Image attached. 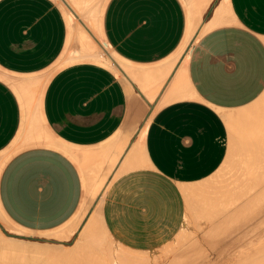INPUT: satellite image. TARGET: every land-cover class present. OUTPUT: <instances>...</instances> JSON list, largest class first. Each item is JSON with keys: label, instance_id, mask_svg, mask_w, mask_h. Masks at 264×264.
<instances>
[{"label": "crops", "instance_id": "1", "mask_svg": "<svg viewBox=\"0 0 264 264\" xmlns=\"http://www.w3.org/2000/svg\"><path fill=\"white\" fill-rule=\"evenodd\" d=\"M59 1L0 0V71L15 79L0 77L1 213L50 231L90 207L105 180L93 208L122 248L151 254L205 235L218 193L230 198L237 171L263 161L250 146L255 133L264 141V0H93L74 12ZM217 9L223 23L206 29ZM93 17L117 73L79 48L78 28L95 40ZM129 158L141 165L121 171Z\"/></svg>", "mask_w": 264, "mask_h": 264}, {"label": "bare ground", "instance_id": "2", "mask_svg": "<svg viewBox=\"0 0 264 264\" xmlns=\"http://www.w3.org/2000/svg\"><path fill=\"white\" fill-rule=\"evenodd\" d=\"M65 5H66V7L69 9V10H71V11H73V6L75 5V6H77V7H80V6H83V5H85V4H88V3H91L93 0H61ZM202 4V3H201ZM218 10L219 9H217L216 11V13H215V16H214V19H212V21H211V23L206 27V29H209V28H212V27H215V26H218V25H220V24H222L223 23V18H221L220 19V17H222V15L221 16H219L221 13L223 14V11H219V13H218ZM65 11V10H64ZM74 12V11H73ZM221 12V13H220ZM84 25V24H83ZM87 27V26H86ZM90 31V30H89ZM84 33V32H83ZM82 33V30H81V32H80V34H79V36H78V38H77V42H78V44H81L80 43V41H83L82 43H84V44H82L79 48H83V55L84 56H88V57H90V58H92V59H94V60H96V61H98L99 63H101V64H104V65H110L111 64V66L114 64V65H117L118 63L117 62H115V60H113V58L111 57V55H109V53H106V51H105V49L103 48V46H101L100 45V47H98L97 46V44H95L92 40H91V38H88V37H90V36H87V34H83ZM94 36V35H93ZM95 37V36H94ZM99 44V43H98ZM99 48H102V49H99ZM101 50H104L105 52L103 53V52H101ZM184 50V49H183ZM183 50L181 51V53L183 52ZM260 103H262L261 101H260ZM258 104V103H257ZM264 104V103H263ZM260 106H262V105H260ZM258 107V106H257ZM263 108H264V106H263ZM254 112V111H253ZM262 114H263V112H262ZM254 117V116H253ZM256 117V116H255ZM263 118V117H262ZM248 119V118H247ZM260 119V118H259ZM262 120V119H261ZM251 121V120H250ZM258 122H259V120H258ZM262 122V121H261ZM263 122H264V118H263ZM262 122V123H263ZM262 126L264 125V124H261ZM260 124L256 127L257 128V130H255V131H260V129L262 128V126H261ZM259 126H261L260 128H258ZM255 127V126H254ZM244 129V128H243ZM252 130V129H251ZM254 131V130H253ZM255 131H254V133H255ZM258 131V133H260V136L262 137V136H264V133H262V131L263 130H261L260 132ZM262 133V134H261ZM256 134V136H258L257 135V133H255ZM254 134V135H255ZM249 135V134H248ZM253 136V135H252ZM254 137L255 138V141L253 140L252 141V144H253V146H250L251 148H252V151H254L253 153H256L255 152V150H261V152L262 151H264V141L262 142L261 140H259V138H257V137ZM244 138V137H243ZM263 139H264V137H262ZM129 140V139H128ZM259 142H258V141ZM250 141H251V139H250ZM241 142V141H240ZM261 142L263 143V145L261 144ZM255 143V144H254ZM257 143L260 145H262V148H261V146H259V145H257ZM250 144V143H249ZM252 144H250V145H252ZM248 145V144H247ZM257 145V146H256ZM141 146V145H140ZM245 146V145H244ZM256 146V147H255ZM246 147H248V146H246ZM253 147H255V148H257V147H260V148H258V149H254L253 150ZM141 148V147H140ZM251 148H249V150H251ZM263 149V150H262ZM248 150V149H247ZM245 151V150H244ZM239 152V151H238ZM260 152V153H261ZM244 153V152H243ZM246 153H247V151H246ZM245 153V156H248V157H250V155H251V157L252 156H255L254 154H246ZM248 153H250L249 151H248ZM252 153V152H251ZM259 154V152H257V155ZM234 155H236V153L234 154ZM263 154L261 153L260 154V158H262L263 156H262ZM244 156V155H243ZM234 157V156H233ZM256 157H258V159H259V155L258 156H255L254 158H255V160H257L256 159ZM238 158V157H237ZM254 158L252 159V160H250V158H249V160H245L246 162H250V161H252V163H253V160H254ZM242 159V158H241ZM263 159V161H264V157L262 158ZM130 158L129 159H127V161L124 163V165L122 166V168H121V171H125V170H128V169H130V167H129V163H130ZM244 161V160H243ZM242 161V162H243ZM261 159H260V163L258 162V160L257 161H255L256 163H258L257 165H258V167H259V165H262V166H264L263 164H262V162H263ZM235 162V161H234ZM239 162V161H238ZM242 162H241V164H242ZM246 163L247 165H248V167H247V165L246 166H244V168H247V170H243L242 168V170H239L240 171V173L237 171V173L241 176L240 178H239V180L237 179V181L236 180H234V179H231V180H234L233 181V183L232 184H236L235 186L237 187V189H239V190H236V192H238V191H240V192H238V195L236 194V192H234L233 190H234V185H230V183L228 182V184L230 185L229 186V188H230V190H232L231 192H230V190H226V188H227V186H225L224 185V190H226L227 192L229 191L230 193L228 194V195H230L231 194V196H230V198L227 196V194L226 195H224V192H223V190H222V192L220 191V193H218V194H222V196L221 195H219V196H221V198H219L222 202V204H223V201L225 202V200H224V196H225V198H227L228 197V199L226 200V202L224 203V204H226V206H229V204H232V205H230V207H231V211H229V213L231 214H229L228 212H225L226 210L225 209H227V208H229V207H224L225 209H223V207L222 206H225V205H221L220 206V200L217 202V200H218V198L217 197H215V195H214V201L216 200V202L217 203H214V205L215 204H217V206H219L218 208H219V211L221 212H219L218 211V209H215L214 207L216 206H213L212 204V202H210V204L208 205V207H206L205 206V208L206 209H209L208 211L210 212H212V210L214 209V211L216 212V210L219 212H216V214H215V216L213 215L214 213H212V216H214L215 218V220H217V219H219V218H216V216H218L219 214H222V212H225L224 214L226 215V217H228L227 219L228 220H226V218L224 217L225 215L223 214V215H221V216H223V218L225 219L224 221H226V222H223V221H221V219H219V220H217V222H219L218 224L217 223H215L214 221H212L211 220V222H209L208 220H209V218H208V220H202V221H204V222H209L210 224V226L208 225H206V224H202L203 222H201V223H199V222H197L198 223V225L199 224H202V225H200V227H204L205 229H204V233H205V235L201 232L200 233V230L201 229H199L198 231H199V233L200 234H202V236L203 237H205L203 240L205 241V243H203V241H199V239H195V238H193V239H195V240H198L199 242H200V244H199V242H197L196 241V243H198L199 244V246L201 245V243H203L204 245V247H202L201 248V250H200V248H198V244H197V246H194V245H196V243H194L195 242V240H191V241H189L190 240V237L195 233V235L197 234L196 232H198V231H194V229H193V231H194V233L192 232V235H190V237H189V235H187L189 238V240H187V237L185 238V241L187 240V242H188V245L190 244V246L188 247L186 244H187V242L185 243V242H181V244L180 245H178V248H181V249H176V250H182V247H183V245H184V243H185V246H187L186 248L187 249H185V246H184V248H183V251H182V253H179V251H176L175 250V248H177V246L175 247V248H172L173 249V252H174V254H172L173 252L172 251H170L169 253H170V257H169V255H168V247L170 246V244L169 245H167V246H165L164 248H162V249H160V250H158L155 254H153V256L151 257V256H149V254L148 253H145V252H137V251H129V250H126V249H124V248H122L120 245H118V244H116L115 242H113L110 238H109V236H108V234H107V232L104 230V233L107 235V237L114 243V245L122 252L121 254L120 253H117L116 254V257H115V259H117V261H113L112 262V260L114 259H110L109 258V260H108V258H107V261H108V264H109V261H110V263L112 264V263H114V264H116V263H118L119 262V264L121 263V264H151V261H153L152 263H155V264H157V260H159V259H161L162 260V262L165 260V262H164V264H264V250L261 248V247H254V248H252L251 247V243H250V241H249V234H248V232H247V226L249 225V224H251V223H264V189H263V187L259 190H257V191H259V193L257 192H255V194H251L250 192H247L248 190H253V189H255L257 186L256 185H260L259 183L261 182H264V180H262V179H264V177L261 179V180H259L260 182H258V178H261L262 176H263V174L261 173V170H262V172H264L263 170V168H259L260 170H258L259 172H260V177H258V178H256L257 179V181H256V179H255V176H258L259 175V173H258V171H255L254 169L256 168V170H257V166H255V168H253L252 169V167L254 166H251L250 165V163ZM251 163V164H252ZM256 163H253V164H256ZM244 164V163H243ZM239 165V164H238ZM245 165V164H244ZM251 166V167H250ZM262 166H260V167H262ZM136 167V166H135ZM232 167V166H231ZM237 167V166H236ZM236 167H235V171H236ZM239 167V166H238ZM252 169H250V168ZM248 170H251V173L250 174H252V176L250 177V178H252V179H250V180H252V181H250V180H246V178L247 177H249V175L250 174H246L247 172H248ZM253 170L255 171V172H253ZM230 171V170H229ZM235 171H233V172H235ZM243 171V172H242ZM244 172H245V175H244ZM243 173V174H242ZM258 175H257V174ZM224 174V173H223ZM228 174H229V172H228ZM238 174L237 175H235V176H233V178H237L236 176H238ZM261 174H262V176H261ZM231 175V174H230ZM245 177H244V176ZM248 175V176H247ZM241 178H243V179H241ZM225 179V178H224ZM246 181H245V180ZM220 180V179H219ZM229 180V179H228ZM254 180V181H253ZM230 181V180H229ZM243 181L244 182V185L241 183V182ZM248 181V182H247ZM240 182V183H239ZM245 182H247V184L245 183ZM251 182L253 183V184H251ZM258 182V183H257ZM257 183V184H256ZM241 184V185H240ZM247 186H246V185ZM256 184V185H255ZM239 187H238V186ZM251 185H255V187L253 186V187H251ZM241 186H242V189L244 190V192L245 193H243L240 189H241ZM243 186H245L244 188H243ZM223 187V186H222ZM233 189H232V188ZM235 187V188H236ZM249 187H251V188H249ZM246 188H248L247 190H246ZM104 189H106V186H105V188ZM213 190V189H212ZM246 190V191H245ZM102 191V190H101ZM104 191V190H103ZM263 191V192H262ZM217 192V191H216ZM243 194H242V193ZM247 192V193H246ZM261 192V193H260ZM240 193V194H239ZM234 194H236L237 195V197H236V195H234ZM224 195V196H223ZM234 197H233V196ZM87 196H88V193H87ZM211 196V195H210ZM218 196V195H217ZM218 196V197H219ZM227 196V197H226ZM189 197V196H188ZM191 197V196H190ZM204 197V196H203ZM207 197V196H206ZM231 197H233V200H232V198ZM236 197V198H235ZM187 198V197H186ZM213 199V198H212ZM212 199H211V201H212ZM229 199L230 200H232V201H229ZM209 201H210V199H209ZM233 202V203H232ZM218 203H219V205H218ZM89 204V203H88ZM228 204V205H227ZM210 205H212V206H210ZM216 206V207H217ZM201 209H202V207L201 206H199ZM204 207V206H203ZM210 207H211V209L212 210H210ZM213 207V208H212ZM222 209H221V208ZM87 209V202H86V200L84 201V203H83V205H82V207H81V212H84L85 210ZM205 210V209H204ZM228 211V210H227ZM204 213L205 212H207L206 210L205 211H203ZM202 212V213H203ZM228 213V214H227ZM208 212H207V214H205V216L207 215L208 216ZM197 215V214H196ZM210 215V214H209ZM228 215V216H227ZM84 216V215H83ZM211 216V217H212ZM230 216V217H229ZM190 218V217H189ZM199 218H201L200 216H199ZM206 218V217H205ZM204 218V216H203V218L202 219H205ZM206 218V219H207ZM197 219V218H196ZM210 219H212V218H210ZM191 221H192V219H191ZM195 221V220H194ZM199 221V220H198ZM228 221H229V223H228ZM86 222V221H85ZM213 222L215 223V224H217V227H215V228H212V230L210 231V232H207L206 231V227L205 226H207V228H211L212 226V224H213ZM223 222V223H222ZM196 223V222H195ZM79 223H66L65 224V226L62 228V229H60V230H57L53 235H55V236H58V237H60V236H62L64 233H66L67 231H70L71 229H75V227L78 225ZM86 225V224H85ZM102 225V224H101ZM195 225V224H194ZM198 225H196V226H198ZM214 227V226H213ZM103 228V227H102ZM192 228V227H191ZM199 228V227H198ZM209 228V229H210ZM87 229V228H86ZM93 230H94V223H90L89 224V230H88V232L87 231H83V233H81L80 234V236H79V238H78V240H76L77 241V243L75 244V245H70L71 247H74V246H77L78 247V245L81 243V242H83L85 245H83V243H81L80 245H82L80 248L78 247V248H75V249H77L76 251L75 250H73L72 248H70V249H72V250H70L69 249V247H68V249L67 248H65L66 250L65 251H63V250H60V251H62V252H60V254L61 255H63V256H65V257H63V256H60V254H55V253H57V251H55L54 249L53 250H48V252L49 251H51V253H52V251H53V253L54 254H51L50 255V253L48 254V253H46L45 251V249H43V248H39V247H37V249L34 247H31V249H28V248H26V246H19V244H17V247H18V249H17V252H18V250L20 249V251L18 252V254H20V256H18V258H15V255H14V253H12L11 252V254H13V256H14V258H13V256H12V259H14V260H16V259H18V260H16L17 262H19L20 264H22L23 262L25 263V264H28V263H30V260L29 259H31V264H33L35 261H36V259L38 260V259H40V258H42V260L40 259V261L39 262H41V261H45V258L48 260H46L47 261V263H46V261H45V263L44 264H58L59 263V261H61L60 263L62 264H84L83 263V261H85L86 263H88L89 264V262H93L92 264H95V263H98V262H95V261H97V260H99V263L98 264H107V262L105 261V263H102L103 261V259H105V256H107V255H105V256H103L104 254H102L101 255V252L100 253H98V249L97 250H94V252L92 251V248L94 247L93 245H96V244H93V242H94V239H91L90 237L91 236H93L94 234H93ZM207 232V233H206ZM187 234H188V232H187ZM50 236V235H49ZM54 236V237H55ZM185 236V235H184ZM251 236H253V235H251ZM2 237V236H1ZM0 237V240L3 242L4 241V238L2 239ZM198 237V236H197ZM198 238H200V236L198 237ZM6 239V238H5ZM9 239V238H8ZM182 239V238H181ZM11 240V239H10ZM202 240V239H201ZM0 241V242H1ZM7 241V240H6ZM14 241V240H13ZM22 241V240H21ZM97 241V240H96ZM104 241H105V239H104ZM14 242H16V241H14ZM191 242V243H190ZM193 242V243H192ZM8 243V242H7ZM17 243H19V242H17ZM23 242H21L20 244H22ZM75 243V242H74ZM79 243V244H78ZM95 243H97V242H95ZM106 243V242H105ZM182 243H183V245H182ZM262 243H264V242H262ZM2 245H3V243H1ZM9 244H11V243H9ZM32 244V243H31ZM30 244V245H31ZM38 244V243H37ZM15 245V244H14ZM30 245L29 246H27V247H29L30 248ZM40 245H43V244H40ZM99 246H100V244H98ZM97 245V246H98ZM1 246V245H0ZM9 246H11V245H9ZM12 246H13V243H12ZM31 246H33V245H31ZM39 246V245H38ZM45 246H47V245H44V247ZM50 246H52V245H50ZM56 246V245H55ZM103 246V245H102ZM105 246V245H104ZM103 246V247H104ZM179 246H182V247H179ZM195 247V248H192V247ZM257 246V245H256ZM260 246H263V245H261L260 244ZM2 247V246H1ZM6 247V246H5ZM5 247H2V249L4 250V248ZM14 247V246H13ZM15 247H16V245H15ZM19 247H21V248H19ZM67 247V246H66ZM102 247V248H103ZM26 248V249H25ZM32 248H33V250H32ZM41 249V250H39V249ZM61 248V247H60ZM63 248V247H62ZM89 248V249H88ZM95 248V247H94ZM101 248V249H102ZM188 248H189V250H188ZM15 249V248H14ZM29 250V251H26V250ZM58 249V248H57ZM89 251H88V250ZM100 249V250H101ZM114 249V248H113ZM172 249H170V250H172ZM194 249V250H193ZM258 249H260V251H257ZM3 250H2V252H3ZM8 250V248L6 247V249H5V251H7ZM10 250H11V248H10ZM13 250V249H12ZM31 250V251H30ZM45 250V251H44ZM69 250V251H68ZM87 250V252H85ZM105 250V249H104ZM103 249L101 250L102 252L104 251ZM178 252L179 254H176V252ZM187 250V251H186ZM1 251V250H0ZM55 251V252H54ZM58 251H59V249H58ZM68 253H67V252ZM82 251H84L83 252V254L84 253H86V255L87 256H85V257H89L88 258V262H87V259H83V261H81L82 259H80L79 257H81V258H83L84 256L83 255H81V252ZM91 251H92V253H91ZM114 251V250H113ZM185 251V252H184ZM193 251V252H192ZM1 252V253H2ZM70 252V253H69ZM77 255H81V256H76L74 253ZM98 253L97 255H101L102 256V258H100L99 256H97L95 253ZM107 252V251H106ZM197 253L196 255H195V253ZM8 253V252H7ZM10 253V252H9ZM48 254V256L46 255V254ZM66 253V255H64ZM108 253H110V252H108ZM193 253V254H192ZM72 254H74V256L72 255ZM93 254H95V256H93ZM105 254H107V253H105ZM43 255V256H42ZM58 255V256H57ZM85 255V254H84ZM93 256V257H96L97 256V258H96V260L95 261H93V259H92V257L91 256ZM109 255V254H108ZM4 256V255H3ZM2 255H0V260H6L4 257H3ZM8 256V255H7ZM10 256V255H9ZM11 256H10V258H11ZM3 257V258H2ZM17 257V256H16ZM104 257V258H103ZM111 257V256H110ZM20 258V259H19ZM44 258V259H43ZM90 258H91V260H90ZM98 258H100L101 259V261H100V259H98ZM112 258V257H111ZM8 259H9V257H8ZM6 260L7 261V263H8V261L9 260ZM12 259H10L12 262H14ZM65 260V263H64V261H62V260ZM77 259L78 260H80L79 262L77 261ZM201 260V261H198V260ZM2 260V261H3ZM21 260H23V262L21 261ZM24 260H27L28 261V263H26L27 261H24ZM32 260H34V261H32ZM53 260V261H52ZM90 260V261H89ZM106 260V259H105ZM11 261H9V264H11L10 262ZM15 261V264L17 263ZM22 263H21V262ZM38 261H36L35 263L36 264H38L37 263ZM162 262H160L159 261V263H161L162 264ZM5 264L4 262H1L0 264ZM6 263V264H7ZM18 263V264H19ZM34 263V264H35ZM43 263V262H42ZM91 264V263H90Z\"/></svg>", "mask_w": 264, "mask_h": 264}, {"label": "rangeland", "instance_id": "3", "mask_svg": "<svg viewBox=\"0 0 264 264\" xmlns=\"http://www.w3.org/2000/svg\"><path fill=\"white\" fill-rule=\"evenodd\" d=\"M60 7H62L63 5H62V3L59 1V0H54ZM105 1L106 0H102V4H101V7L102 6H104V3H105ZM80 11V10H79ZM79 11H77V12H79ZM92 13V15L94 14L93 12H91ZM91 13L89 14V16H91ZM98 14V13H97ZM95 16H96V14H94ZM93 15V16H94ZM87 22H88V20H87ZM97 23H96V20L94 19V17L92 18V19H90L89 20V30H90V32H92L93 33V35L95 36V40H92L95 44H97V46L98 47H100V44L106 49L105 51H106V53H109V55H111V57L113 58V60H115V62H117L118 64H120V62H119V60H118V58L112 53V50L109 48V46L100 38V36H98L97 34H96V27H95V25H96ZM73 29V28H72ZM81 28H78L77 30H76V38H78V36H79V34H80V32H81ZM73 31V30H72ZM84 31L82 30V33H83ZM85 33V32H84ZM83 33V34H84ZM85 34H87V33H85ZM87 36H89V35H87ZM88 38H91V37H88ZM99 43V44H98ZM99 49H102V48H99ZM104 50H101V52H105ZM107 67H109V68H111L115 73H117V68H116V65H112L111 66V64L110 65H106ZM0 77L4 80V81H6V82H8L9 84H12V79L13 80H15L13 77H11L10 75H8V74H5V73H3L2 71H0ZM260 101L262 102V103H264V94L260 97V99L258 100V104H261L260 103ZM141 147V146H140ZM141 165V163L139 162V163H137V162H135V163H133L132 162V160H130V163H129V167L130 168H132V167H135V166H140ZM105 180L103 181V183H102V187L101 188H99L100 190L96 193V195H94L93 196V198H92V200L94 199V201H93V203L90 205V207L87 205V209L84 211V212H81V210L80 211H78L69 221H67L66 223H79L76 227H75V229L73 230V229H71L70 231H67L66 233H64L62 236H60V237H58V236H55V235H53L57 230H60V229H62L64 226H65V224L64 225H62V226H60V227H58V228H56V229H53V230H50V231H45V232H28V231H23V230H21V229H18L17 227H15V226H13L12 224H11V222L9 221V220H7V218L1 213V211H0V237L2 236L3 238H4V241L2 242L1 240V242H0V245L2 246V247H7L8 248V250L7 251H5V249H6V247L4 248V250L2 249V247L0 246V255H4L7 259H8V257H9V261H11L10 259H12V256H13V254H11V252L12 253H14V255H15V258H18V256H20V254H18V252L20 251V249L18 250V252H17V249H18V247H17V244H19V246H26V248H28V249H31V247H35L36 249H37V247H39V248H43V249H45L44 251L46 252V253H50V255L51 254H54L53 253V251H52V253H51V251H49L48 252V250H55V251H57V253H55V254H60V252H62V251H60V250H63V251H65L66 249L65 248H67L68 249V247H69V249L70 248H72L73 250H77V249H75V248H80L82 245H80L81 243H83V242H81L79 245H78V247L77 246H74V247H71L72 245H75L76 243H77V241L76 240H78V238H79V236H80V234L81 233H83V231H87L88 232V230H89V224L90 223H94V230H93V236H91L90 238L91 239H94V242H93V244H96V245H93L94 247L92 248V251L94 252V250H97L98 249V253H100L101 252V255L102 254H104L103 256H105V255H107V256H105V259H103L102 261V263H105V261L107 262V264H108V261H107V258H108V260H109V258L110 259H113L112 260V262L114 261H117V259H115V257H116V254L117 253H122L115 245H114V243L107 237V235L104 233V230H103V228H102V225H101V220H100V216H99V208H97L98 207V205H97V207L95 206V208H93V205L97 202L96 200H98V197H99V195H100V197L104 194V192H105V190L106 189H104L105 187H104V185H105ZM241 182V181H240ZM83 185H84V190H85V192L86 193H88V196H89V178L87 179L86 177H84L83 178ZM101 190H104V191H101ZM96 191V189H94V192ZM93 192V193H94ZM84 215V216H83ZM86 221V222H85ZM86 224V225H85ZM87 228V229H86ZM247 232H248V234H249V241H250V243H251V247L252 248H254V247H261L263 250H264V243H262V242H264V223H251V224H249L248 226H247ZM207 232H208V230H207ZM206 232V233H207ZM50 235V236H49ZM187 235H189V237H190V235H192V233H188V234H185V236H183V237H181V238H178L177 240H175L174 242H172V243H170V246L168 247V255H169V257L172 255V254H174V252H173V249L172 248H175L176 246H177V248H175V250L176 249H181V248H178V245H180L181 244V242H187V240H189L188 238V236ZM251 235H253V236H251ZM55 236V237H54ZM1 237V238H2ZM187 237V240L185 241V238ZM2 238V239H3ZM6 238V239H5ZM9 238V239H8ZM193 238H197V239H199L198 237H196L194 234L190 237V240L189 241H191ZM11 239V240H10ZM104 239H105V241H104ZM195 239H193V240H195ZM7 240V241H6ZM16 241V242H14V241ZM22 240V241H21ZM97 240V241H96ZM192 240V241H193ZM188 241V242H189ZM196 241L198 242V240H195V242L194 243H196ZM8 242V243H7ZM17 242H19V243H17ZM21 242H23L22 244H20ZM75 242V243H74ZM95 242H97V243H95ZM106 242V243H105ZM188 242H187V246L189 247L190 246V244L188 245ZM192 242V243H193ZM1 243H3V245L1 244ZM9 243H11V244H9ZM12 243H13V246H12ZM32 243V244H31ZM38 243V244H37ZM179 243V244H178ZM185 243H184V245H183V243H182V245H183V247L182 246H179V247H182V250L180 251V250H176V251H179V253H182V251H183V248H184V246H185ZM191 243V242H190ZM16 245V247H15V245ZM33 245V246H31V245ZM40 244H43V245H40ZM98 244H100V246L98 245ZM178 244V245H177ZM197 244L198 243H196V245H194V246H197ZM199 244H200V242H199ZM199 244H198V248H200V250H201V248L202 247H204L203 245V243H201V245L199 246ZM260 244L261 245H263V246H260ZM9 245H11V246H9ZM30 245V248L29 247H27V246H29ZM39 245V246H38ZM44 245H47V246H45L44 247ZM50 245H52V246H50ZM56 245V246H55ZM71 245V246H70ZM83 245H85L84 243H83ZM98 245V246H97ZM104 247H103V246ZM257 245V246H256ZM67 246V247H66ZM187 246H185V249H187L186 247ZM192 247V248H195V247ZM202 246V247H201ZM61 247V248H60ZM63 247V248H62ZM103 247V248H102ZM172 247V248H171ZM10 248H11V250H10ZM15 248V249H14ZM17 248V249H16ZM19 248H21V247H19ZM25 248V249H26ZM33 248H32V250H33ZM38 248V249H39ZM59 249V251H58V249ZM104 250L103 252L101 251L102 249ZM114 248V249H113ZM13 249V250H12ZM26 250V251H29V250ZM72 249H70V250H72ZM89 249V248H88ZM87 249V250H88ZM94 249V250H93ZM101 249V250H100ZM170 249H172V250H170ZM2 250H3V252H2ZM39 250H41V249H39ZM72 250V251H73ZM87 250L85 251V252H87ZM114 250V251H113ZM174 250V251H175ZM188 250H189V248H188ZM194 250V249H193ZM31 251V250H30ZM54 251V252H55ZM69 251V250H68ZM89 251V250H88ZM92 251H91V253H92ZM107 251V252H106ZM170 251H172L173 253L170 255ZM175 251V252H176ZM187 251V250H186ZM257 251H260V249H258ZM2 252V253H1ZM8 252V253H7ZM10 252V253H9ZM67 252V251H66ZM83 252L84 251H82L81 252V255H83L84 257L83 258H81V257H79L80 259H82L81 261H83V259H87V262H88V258L89 257H85V256H87L86 255V253H84L83 254ZM108 252H110V253H108ZM185 252V251H184ZM193 252V251H192ZM45 253V254H46ZM63 253V252H62ZM61 253V254H62ZM68 253V252H67ZM70 253V252H69ZM74 253V252H73ZM88 253V252H87ZM97 252L95 253L96 255L98 254ZM105 253H107V254H105ZM178 252H176V254H179ZM195 253V252H194ZM48 254H46L47 256H48ZM60 254V256H63V255H61ZM75 254V253H74ZM74 254H72L73 256H74ZM95 254H93V256H95ZM109 254V255H108ZM153 254H155V253H149V256H153ZM193 254V253H192ZM197 253H195V255H196ZM8 255V256H7ZM11 256V258H10V256ZM64 255H66V253L64 254ZM76 255V254H75ZM80 254L78 255H76L77 257L78 256H81ZM100 255V254H99ZM99 255H97V256H99ZM100 255V256H101ZM3 256V257H4ZM17 256V257H16ZM43 256V255H42ZM58 256V255H57ZM91 256V255H90ZM93 256H91L92 257V259H93V261H95L96 260V258H97V256L96 257H93ZM99 256V257H100ZM112 258H111V257ZM2 257V258H3ZM4 257V258H5ZM21 257V256H20ZM63 257H65V256H63ZM107 257V258H106ZM5 258V259H6ZM13 258H14V256H13ZM100 258H102V256L100 257ZM100 258H98V259H100ZM104 258V257H103ZM6 259V260H7ZM20 259V258H19ZM41 260H42V258H40ZM40 259H36V261H38L37 263L38 264H44L45 263V261L47 260L46 258H45V261L43 260V261H41V262H39L40 261ZM44 259V258H43ZM3 260V259H2ZM0 260V263L1 262H4L5 264L7 263V261L6 260ZM14 262H10L11 264H15V261L16 260H18V259H16V260H14V259H12ZM30 260V263H28V261L27 260H24V261H27L26 263H28V264H31V259H29ZM62 260V259H61ZM90 260H91V258H90ZM89 260V261H90ZM9 261H8V263L7 264H9ZM19 261V260H18ZM22 262H23V260H21ZM20 261V262H21ZM32 261H34V260H32ZM35 261V262H36ZM48 261V260H47ZM47 261H46V263H47ZM53 261V260H52ZM62 261H64V263H65V260H62ZM77 261L79 262L80 260H78L77 259ZM80 261V262H81ZM86 261V260H85ZM85 261H83V263L84 264H88V263H86ZM100 261H101V259H100ZM158 262H157V264H161V263H159V261L160 262H162V260L161 259H159V260H157ZM198 261H201L200 259L198 260ZM17 262V261H16ZM21 262V263H22ZM34 262V263H35ZM43 262V263H42ZM61 261H59V263L58 264H61L60 263ZM95 262H98L99 263V260H97V261H95ZM153 261H151V264H155V263H152ZM164 262H165V260L162 262V264H164ZM19 262H17L16 264H18ZM33 263V264H34ZM92 264L93 262L91 261V262H89V264ZM98 263H95V264H98ZM3 264V263H2ZM20 264V263H19ZM22 264H25L24 262L22 263ZM36 264V263H35ZM63 264V263H62ZM101 264V263H100ZM106 264V263H105ZM109 264H111L110 263V261H109ZM112 264H114V263H112ZM116 264H119V262L118 263H116ZM121 264V263H120Z\"/></svg>", "mask_w": 264, "mask_h": 264}]
</instances>
